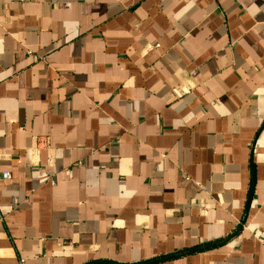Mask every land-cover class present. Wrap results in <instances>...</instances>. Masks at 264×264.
<instances>
[{"label":"crops","instance_id":"0c3cea01","mask_svg":"<svg viewBox=\"0 0 264 264\" xmlns=\"http://www.w3.org/2000/svg\"><path fill=\"white\" fill-rule=\"evenodd\" d=\"M1 172L0 264H264V0H0Z\"/></svg>","mask_w":264,"mask_h":264},{"label":"built area","instance_id":"2783aa9c","mask_svg":"<svg viewBox=\"0 0 264 264\" xmlns=\"http://www.w3.org/2000/svg\"><path fill=\"white\" fill-rule=\"evenodd\" d=\"M11 177V174H10V172H1L0 173V180L1 179H8V178H10ZM22 262H23V260H21Z\"/></svg>","mask_w":264,"mask_h":264},{"label":"water","instance_id":"95a60500","mask_svg":"<svg viewBox=\"0 0 264 264\" xmlns=\"http://www.w3.org/2000/svg\"><path fill=\"white\" fill-rule=\"evenodd\" d=\"M253 191H254V190H253V188H252V189H251V194H250V195H251V196H250V200H251V198H252Z\"/></svg>","mask_w":264,"mask_h":264}]
</instances>
